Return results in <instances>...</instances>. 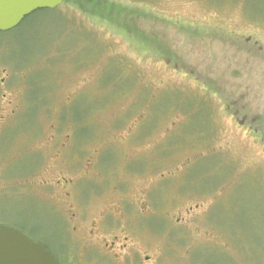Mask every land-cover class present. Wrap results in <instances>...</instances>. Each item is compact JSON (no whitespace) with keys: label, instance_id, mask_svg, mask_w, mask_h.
Returning <instances> with one entry per match:
<instances>
[{"label":"rangeland","instance_id":"rangeland-1","mask_svg":"<svg viewBox=\"0 0 264 264\" xmlns=\"http://www.w3.org/2000/svg\"><path fill=\"white\" fill-rule=\"evenodd\" d=\"M0 225L57 264H264V0H65L0 32Z\"/></svg>","mask_w":264,"mask_h":264},{"label":"water","instance_id":"water-1","mask_svg":"<svg viewBox=\"0 0 264 264\" xmlns=\"http://www.w3.org/2000/svg\"><path fill=\"white\" fill-rule=\"evenodd\" d=\"M65 0H0V32L10 31L38 10H53ZM0 264H57L40 244L18 230L0 225Z\"/></svg>","mask_w":264,"mask_h":264},{"label":"trees","instance_id":"trees-1","mask_svg":"<svg viewBox=\"0 0 264 264\" xmlns=\"http://www.w3.org/2000/svg\"><path fill=\"white\" fill-rule=\"evenodd\" d=\"M52 11H54V10H52ZM51 12V11H50Z\"/></svg>","mask_w":264,"mask_h":264}]
</instances>
